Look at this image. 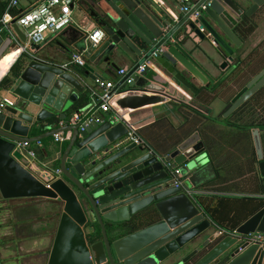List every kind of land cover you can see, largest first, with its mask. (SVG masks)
I'll return each instance as SVG.
<instances>
[{"label": "water", "instance_id": "obj_1", "mask_svg": "<svg viewBox=\"0 0 264 264\" xmlns=\"http://www.w3.org/2000/svg\"><path fill=\"white\" fill-rule=\"evenodd\" d=\"M202 3L207 7L191 19ZM91 5L105 37L83 66L84 74L103 79L96 67L106 63L118 70V60H129L133 67L113 90H126L115 100L116 108L126 111L165 103L184 89L197 94L216 87L224 76L217 80L202 67L187 42L192 35L215 43L232 60L228 39L241 44L235 27L259 11L264 0H199L177 19L151 0H91ZM7 6L8 1H0V61L19 47L22 68L8 88L14 104L0 108V192L5 199L44 197L61 202L46 264H264V208L231 234L174 183L175 169L185 179V188L196 187L200 173L215 171L200 132L163 154L145 144L125 142L129 125L118 112L116 118L100 117L81 130V123L67 120L66 112L75 108L77 92L89 90L82 74L41 57L36 47L43 42L24 49L27 37L16 21L2 22ZM161 46L164 52L152 58ZM150 59L145 71L127 84ZM226 66L228 62L222 65ZM263 85L264 69L232 98L226 114ZM56 116L67 125L48 135L67 130L72 135L58 153L61 174L41 179L27 167L18 143L41 140L44 136H29L31 128L48 129ZM252 134L264 177L260 130L254 128ZM152 213L158 217H148ZM96 223L102 239L92 241ZM258 234L263 240L255 238Z\"/></svg>", "mask_w": 264, "mask_h": 264}, {"label": "crops", "instance_id": "obj_2", "mask_svg": "<svg viewBox=\"0 0 264 264\" xmlns=\"http://www.w3.org/2000/svg\"><path fill=\"white\" fill-rule=\"evenodd\" d=\"M0 1L2 3L8 1L9 4L11 0ZM40 1L19 0L20 5L18 8L28 9ZM151 1L159 5L174 19L184 15L180 10V0ZM198 2L199 0H193L192 3L196 4ZM246 4L248 5V3ZM73 9L74 21L72 25L58 34H48L46 40L36 47L39 55L44 59L63 65L70 60L71 55L75 52H84L86 60L92 55L95 47L85 40V36L88 31L102 28L97 24L95 17L92 15L91 0H76ZM248 19L251 22L248 29L238 31L236 29L237 26L235 27V32L241 39V44H236L228 39L230 46L234 50L232 60L229 59L228 53L220 45L206 41L202 42L192 35L187 42L193 56L202 67L209 71L217 80L222 79L224 76L220 83L212 90L203 88L205 91L199 96V93L193 94L191 91L184 89L179 91V93H174L171 98L167 99V102L154 106L122 111L118 107L116 108V105H113L109 111L97 109L95 113L100 117H114L116 112H118L128 125L132 124L137 130L138 128L148 127L163 117H167L178 126L184 123L187 116H189L188 108L190 105L204 113L210 120H214L212 122L209 121L210 128L216 130H227L229 128L230 130L231 126L225 127L218 123H224L228 118L233 121L232 123H235L237 110L259 90L252 94L235 111L226 114L231 107L232 98L247 84L239 89L230 100H227L225 97H219V93L229 87H237L234 82L240 75H246L247 72L250 73V68L255 66V58L257 56H263L264 58V6L254 15L248 17ZM87 46L88 50H85ZM18 54L4 70H0V81L8 74L12 65L18 60ZM225 62H228V66L222 67ZM117 64L118 70H111L106 63H102L99 68L96 67L95 69L101 73L104 80L112 81L118 85L123 79L119 71L130 69L133 65L127 59L118 60ZM79 69L80 66L74 64L70 71L80 73ZM252 75L251 80L258 74ZM82 77L88 88L95 84L94 80L84 73H82ZM77 93L78 98L73 104L75 108L66 112L68 114L67 120H70L75 114L74 109L79 108L76 106L84 95L88 94L90 100L87 104H78L80 106L79 109L85 111L93 105L89 90ZM4 96L14 98L8 89H0V98ZM51 125L48 129L32 127L29 133V136L32 138L44 136L41 139L43 146L37 149V159L28 161L25 158L26 165L28 164L27 167L41 179L47 178V168H44L45 165L48 166V169L52 170L61 167L58 153L65 150L68 139L72 135L71 131H64L63 134L66 136V140L57 142L54 135L48 134L53 129L66 126L67 121H60ZM242 129L232 128L231 131L238 135L239 130ZM144 130L149 135H156L159 132L153 128L150 129V127ZM259 130L264 151V129ZM206 136L208 142L212 144V146L210 144L208 156L213 163L215 171H205L198 175L199 180L196 179L197 186L189 187L190 190L195 191L194 195L198 192L205 194L216 192L226 195L264 198V177L259 170V160L257 158L253 134L251 141H241L238 138L234 139V141L233 139L231 141H223L224 138L219 137L216 133L209 134L206 132ZM204 177H206V181L202 180ZM218 179L219 181L215 182ZM213 182L215 183L213 187L217 190H199L201 186ZM61 207V202L57 199L44 197L5 199L0 192V264H46L55 238Z\"/></svg>", "mask_w": 264, "mask_h": 264}, {"label": "trees", "instance_id": "obj_3", "mask_svg": "<svg viewBox=\"0 0 264 264\" xmlns=\"http://www.w3.org/2000/svg\"><path fill=\"white\" fill-rule=\"evenodd\" d=\"M25 9L14 7L11 12L16 15L21 13ZM250 20L245 17V20L241 22L236 29L244 30L250 26ZM264 54V51H263ZM254 67L250 68V73L246 75H240V77L234 82L237 87H229L225 91L219 93V97H225L230 100L233 95L241 89L245 84L251 80L252 74H259L264 69L263 56H257L255 58ZM22 64L20 60H17L11 67L7 75H5L0 81V89H8L19 76ZM80 73L85 72V68L80 66ZM205 89L200 90L199 96ZM204 96V95H203ZM90 100L88 94L81 97L79 105L87 104ZM77 104V108L80 106ZM189 116L184 123L180 125L174 124L167 117L160 118L154 124L148 126L150 129L159 131L158 133L149 135L144 129L138 128L137 134L144 140V144L148 145L151 149L158 153L169 154L171 153L185 138L191 136L193 133L199 131L201 139L203 140L207 151H210L211 143L208 142L207 133H216L219 137H223V141H231L233 139H241V141H251L252 129L259 128L264 129V86L260 88L256 94H254L248 101H246L236 112V122L228 118L224 123H218L221 126H231L232 128H243L237 133H233L231 129H212L210 128L209 121H214L205 116L204 113L193 108L189 105ZM53 123H58V118L51 120ZM216 122V121H215ZM44 131V130H42ZM41 132V131H40ZM162 133V134H161ZM210 137V136H209ZM211 144V146H210ZM57 168V167H56ZM219 179L215 182H218ZM213 183H208L199 188L200 191L217 190L213 187ZM195 200L205 210L219 226L225 230L234 231L251 216L264 208V198L261 197H249L238 195H226L220 193L205 194L198 192L194 195ZM148 217H158L156 213L150 214ZM142 223V222H141ZM92 241L102 239V231L99 223L94 225V230L90 235Z\"/></svg>", "mask_w": 264, "mask_h": 264}, {"label": "built area", "instance_id": "obj_4", "mask_svg": "<svg viewBox=\"0 0 264 264\" xmlns=\"http://www.w3.org/2000/svg\"><path fill=\"white\" fill-rule=\"evenodd\" d=\"M76 0H41L40 2L34 4L32 7L25 9L21 13L14 15L11 12V9L14 7H19V0H11L7 6L6 12L2 18L4 24H11L14 20L17 25L22 29L27 37V42L24 44V49H28L32 43L40 44L44 42L48 34H54L58 31H63L72 25L74 21L73 16V7ZM193 0H180V10L184 14L191 12L197 5L192 3ZM207 7V3H202L200 6L195 9L191 15V19L196 18L200 15V11ZM17 36V35H16ZM105 32L102 29H94L88 31L85 40L91 43L94 47L98 46L104 39ZM85 50H88V46ZM165 46H161L159 49L152 53V58L157 57L160 53L164 52ZM86 57L84 52H75L71 55V58L68 62L61 65L67 70H72V66L77 64L83 67L86 63ZM151 64V59L142 63L135 73L128 78L127 84L133 81L135 75L142 74L145 69ZM131 69V68H130ZM130 69H122L119 71L121 76H125L129 73ZM95 84L89 86V91L92 97V106L88 110H82L80 113H75L70 122L72 123H81V130H84L85 126L91 123L93 120L100 119L95 111L100 109L102 111H109L115 105V100L120 95L126 93V90L116 91L113 90L116 88L117 84L112 81H107L102 78H96L94 80ZM15 102L14 98L2 97L0 101V108H4L6 105H13ZM97 107V108H95ZM55 141L63 142L66 140V136L61 133L54 134ZM127 143L135 142L138 145L144 144V140L137 134L136 128L129 124V133L124 139ZM34 144V145H33ZM43 146L41 140L30 141L26 140L18 143V147L23 149L25 157L28 161H34L38 157V148ZM28 166V165H27ZM47 176L52 175L53 173L60 175L61 170L57 168L55 170L48 169V166L45 165ZM174 175V183L176 186H181L184 188V191L194 196L195 191L190 190L189 188L184 187V178L181 175L179 169L172 171ZM231 234H236V230L232 231ZM257 240H263V235L258 234L255 236ZM255 239V240H256Z\"/></svg>", "mask_w": 264, "mask_h": 264}, {"label": "bare ground", "instance_id": "obj_5", "mask_svg": "<svg viewBox=\"0 0 264 264\" xmlns=\"http://www.w3.org/2000/svg\"><path fill=\"white\" fill-rule=\"evenodd\" d=\"M20 48L16 47L14 48L9 54H7L1 61H0V70H4L5 67H7L12 61L15 56L19 53Z\"/></svg>", "mask_w": 264, "mask_h": 264}]
</instances>
